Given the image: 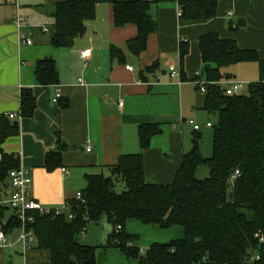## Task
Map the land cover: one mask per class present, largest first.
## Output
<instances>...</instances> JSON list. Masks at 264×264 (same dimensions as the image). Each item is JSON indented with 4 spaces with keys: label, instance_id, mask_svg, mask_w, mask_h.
Wrapping results in <instances>:
<instances>
[{
    "label": "trees",
    "instance_id": "16d2710c",
    "mask_svg": "<svg viewBox=\"0 0 264 264\" xmlns=\"http://www.w3.org/2000/svg\"><path fill=\"white\" fill-rule=\"evenodd\" d=\"M167 1L177 2L185 21H207L217 14L218 0H60L51 14L50 41L58 46L83 35L86 22L95 16L96 4L109 3L114 26H136L137 33L126 41V47L138 56L146 48L148 35L158 31L151 5ZM198 48L199 78L207 85L202 109L217 117L210 127V156L199 151L197 130L192 148L183 154L170 183L146 180L142 152L120 155L104 173L85 174L82 198H68L66 211L53 215L32 210L27 214L31 219L25 227L35 236L34 248L44 255L42 264H95L97 246L81 241L80 235L89 223H100L103 218L111 226L105 246L119 248L138 264H264V57L215 31L200 35ZM187 52L188 44L181 40V62ZM110 56L124 61L120 47L111 45ZM241 63L256 64L257 80L247 83V93L224 94L215 82L236 79L230 67ZM152 67L154 64L146 70ZM34 72L39 84L58 83L51 57L37 60ZM61 105L66 107L67 103ZM34 107L31 89H22L20 117L31 116ZM18 128L17 121L0 117V189H5V197L9 171L18 167L19 156L3 152L1 144L17 134ZM161 132L157 124H140V149L148 147L152 137ZM57 144L56 150L45 155L48 170L60 165L64 145L59 139ZM201 166L208 168L205 178L196 176ZM235 170L238 174L232 177ZM116 182L124 186L120 192L115 190ZM7 210L0 205V230L6 233L20 226L14 213ZM130 219L164 229L181 226L183 236L152 243L142 251L136 245L137 236L126 231ZM254 256L258 259H252Z\"/></svg>",
    "mask_w": 264,
    "mask_h": 264
},
{
    "label": "crops",
    "instance_id": "0c3cea01",
    "mask_svg": "<svg viewBox=\"0 0 264 264\" xmlns=\"http://www.w3.org/2000/svg\"><path fill=\"white\" fill-rule=\"evenodd\" d=\"M0 3L6 2L0 0ZM100 4L109 3L96 4L94 17ZM109 6L104 9L108 37L100 47L91 48L87 58L81 56V51L88 47L74 51L66 44L54 45L50 41V27L39 28L33 36V28L26 20L32 43H19L14 16L0 9V117L15 114L11 120L17 121L19 127L18 133L8 136L1 148L3 152L17 154L19 165L29 170L30 194L43 207L66 210V200L86 186L85 174L104 173L105 167L115 164L122 154L142 152L146 180L172 182L183 154L189 151L182 146L183 125L191 128L192 136L195 133L186 118L197 111L208 114L202 109L204 97L200 99L192 81L201 67L200 35L215 31L220 37L232 38L239 47L255 49L264 57V0H218L216 16L207 21L183 20L178 15L180 7L176 1L152 4L150 12L158 20V31L148 35L146 48L138 56L126 47V41L137 33L136 26L131 23L114 26ZM239 19L241 23L244 21L243 25L237 24ZM87 23L81 36L87 32ZM181 40L188 44L182 62ZM89 42L93 43L94 39ZM111 45L121 48L123 62L110 56ZM44 57L55 62L57 84L42 85L36 79L35 62ZM152 64L154 67L146 70ZM170 66L178 67L184 79L171 77ZM25 88L31 89L35 107L31 116L20 117V94ZM57 90L60 96L54 102ZM63 103L67 106L62 107ZM140 124H157L162 129L143 150L138 140ZM205 124H199L198 133ZM57 139L64 145L60 165L48 170L45 155L57 149ZM6 189L8 193L9 186ZM134 220L127 221V230L132 231ZM100 223L108 224L104 218ZM87 231L88 227L80 235L86 243L89 241L82 239ZM6 235L8 245L0 247V264H11L3 253L8 248L20 246L23 253L30 247L35 249L36 241L23 247L14 230ZM118 253L116 248H107L106 257L126 258L138 264L137 259ZM25 264L29 263L25 261ZM32 264L42 263L35 259Z\"/></svg>",
    "mask_w": 264,
    "mask_h": 264
},
{
    "label": "rangeland",
    "instance_id": "374dc122",
    "mask_svg": "<svg viewBox=\"0 0 264 264\" xmlns=\"http://www.w3.org/2000/svg\"><path fill=\"white\" fill-rule=\"evenodd\" d=\"M56 0H19L21 5L22 15L25 17L26 22L30 27L33 28V36L35 32L38 33V29H44V27L52 26V16L51 11L53 9L54 3ZM109 4H100L96 8V17L88 20L87 23V32L84 36L75 38V43L70 49L77 51L79 48L88 47L90 50H93L103 43V41L108 37V23L106 20V13L104 9H109ZM0 9L9 12L12 16H15V6L10 3H0ZM8 14V13H5ZM89 39H94V42H89ZM95 46V47H94ZM233 71V74L238 80L246 82L243 87L240 89V93H247V83H252L257 80V68L255 63H241L236 64L230 67ZM231 71V72H232ZM200 99H203V94L198 90L197 91ZM196 111V110H194ZM186 119H193L197 123L204 125L208 120L211 123L216 122V114H203L202 112H193ZM183 148L184 150H190L192 148V136L190 132L192 131L188 125H183ZM199 139V151L204 157L210 156L211 146H212V130L206 125L200 131ZM202 141V142H201ZM198 178H205L208 176L207 166H201L198 168L196 173ZM124 188L121 182L115 183V190L120 192ZM5 189H0V199L5 198ZM10 210H7L9 213ZM134 220V219H133ZM135 226L132 227V231L126 229V231L132 235L137 236L136 245L144 251L146 247L152 243H165L172 239L180 238L183 236V229L181 226H173L168 229L160 228L159 226L142 224L138 220H134ZM88 231L84 235L82 240H88L90 244L96 245V263L95 264H132V260H127L123 258L119 260L117 257H106L107 248L115 249L116 247H106L105 241L108 236V231L110 232V227L106 223H90L87 225ZM18 228L14 229V234L18 235ZM14 236H12L13 239ZM119 253L121 250L116 248ZM4 255L7 257L8 261L10 260L11 264H25V261L29 264L36 259L39 263H42L43 258L41 253L34 249L31 250V247L28 248L25 253H23L20 246H15L8 248L3 251ZM118 253V254H119ZM122 253V252H121ZM123 254H119L122 256ZM124 257V255H123ZM10 258V259H9Z\"/></svg>",
    "mask_w": 264,
    "mask_h": 264
},
{
    "label": "built area",
    "instance_id": "2783aa9c",
    "mask_svg": "<svg viewBox=\"0 0 264 264\" xmlns=\"http://www.w3.org/2000/svg\"><path fill=\"white\" fill-rule=\"evenodd\" d=\"M4 2L13 4L15 6L16 12L13 18V22L16 28L19 43L31 44V32L29 31V29L26 28L25 17L21 13V5L19 0H4ZM178 15H181L180 9H178ZM89 52V48L84 49L83 51H81V56L87 58ZM128 68L131 69L132 67ZM169 71L171 77H177L181 81V70L178 67L170 66ZM199 76L200 71H195L192 81L195 86H197L198 90L202 94H204L207 91L206 81L202 78H199ZM215 83L222 87L224 94L234 95L240 93V89L246 82L238 79H229L220 80ZM59 96L60 93L59 90H57L52 100L56 102ZM119 104L122 105V102H120ZM7 117L12 119L16 116L13 113H7ZM186 122L192 126L193 130L197 131L200 129V125L196 123L193 119H188ZM205 125L207 127H211L212 123L208 121ZM87 150H89V146H87ZM62 171L67 172L65 168H62ZM237 174L238 170H235L232 177H235ZM31 185L32 177L29 170L26 167L18 165V167L9 171L8 186L10 190L8 192L7 197H5L4 199H0V205L8 207L20 222L17 240L23 245V247L32 245V243L36 241L32 230H29L25 227L26 221L31 219V217L27 215L29 211L38 210L40 213L53 215H59L63 211H66L63 210V208H49L41 206L35 199H33L30 194ZM75 198L77 200H80L82 198L80 191L76 193ZM67 216L68 218H71L72 215L71 213H68ZM260 240H262V238H260ZM7 245L8 239L6 232L4 230H0V247H6ZM252 259H258V256H254L252 257Z\"/></svg>",
    "mask_w": 264,
    "mask_h": 264
},
{
    "label": "water",
    "instance_id": "95a60500",
    "mask_svg": "<svg viewBox=\"0 0 264 264\" xmlns=\"http://www.w3.org/2000/svg\"><path fill=\"white\" fill-rule=\"evenodd\" d=\"M244 21L242 20V23L240 22V19L237 21V24L238 25H243L244 23H243ZM72 44H73V39H71V38H68V39H66V46H68V47H70V46H72ZM230 196H231V194H230Z\"/></svg>",
    "mask_w": 264,
    "mask_h": 264
}]
</instances>
